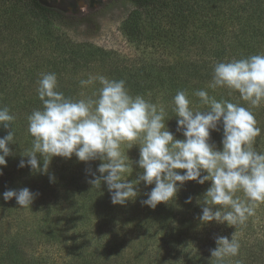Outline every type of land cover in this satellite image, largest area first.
<instances>
[{
	"label": "trees",
	"instance_id": "obj_1",
	"mask_svg": "<svg viewBox=\"0 0 264 264\" xmlns=\"http://www.w3.org/2000/svg\"><path fill=\"white\" fill-rule=\"evenodd\" d=\"M130 1L135 7L123 21L122 31L131 43H151L155 50H165L168 45L183 50L181 42L186 38L189 39L186 44L189 45L188 49H192L199 58L193 57L181 64L165 63L162 59L152 60L151 57L140 63L129 62L114 51L65 39L54 25V20L64 14L42 5L39 0H29L30 7L34 10L29 15L34 19H28L25 24L35 26L38 38L55 39L52 50L57 54L51 56L44 51L38 54L37 59L29 60L24 67L26 84L23 85V90L20 91L17 87L13 92L0 95V107H7L15 117L12 122L14 141L9 144L14 155L7 157L9 170H6V176H14L15 171L20 169L18 172L21 176L35 175L44 184L65 189V199H69L74 208L70 217L78 215V223L73 227L75 233H69L64 226L60 227L55 223L58 216L53 217L52 206L43 204L39 207L43 211L42 219H36L37 223L30 235L26 238L15 237L7 243L0 239L1 257L6 258V261L13 264H52L48 258L36 256L30 249V244H44L66 251L71 260L69 264H180L174 252L189 248L188 244L181 247V244H185L182 241L190 236H195L198 241V237H201L198 235H202L199 234L202 229L198 227L205 225L199 219L202 214L200 196H203L204 190H195L189 182L180 186L172 201L158 204V211H148L150 217L145 215L144 220L139 223L136 229L139 233L150 234L155 227L153 236L146 235L133 242L130 249H124L120 248L124 242L117 239L118 230L115 229L122 227L124 222L131 221V211L137 210L138 204L129 200L125 205H114L106 183L94 188L88 183L89 179L94 178L90 172L100 175L97 168L102 161L97 159L82 162L75 155L71 159L57 156L52 159L48 174H34L29 167H18L21 159L27 160L21 153L31 147L33 140L28 132L27 118L34 110L43 108L37 93L42 73H55L57 91L72 99L83 98L80 95L82 91L85 97L97 92L100 87L98 82L84 89L80 86V80L87 79L89 75L124 80L131 95H142L146 100L165 108L167 128L172 132L173 127L177 126L172 100L178 91H186L195 105H199V98L193 93L199 89L207 90L217 100L230 102L229 89L218 87L213 90L208 87L214 66L219 62L264 54V0H244L237 6L228 3L231 0H161L157 3L159 9L155 11L146 7L156 0ZM225 7L228 9L225 10ZM224 22L230 23L232 27L228 29L222 26ZM257 109L263 112L264 103ZM9 131L10 129L6 132L0 127V137L6 136ZM221 134L212 131L209 143L217 148L222 146ZM175 138L183 140L185 137L181 134ZM139 149V145H134L129 150L124 147L129 163L133 162V173L128 178L129 181L138 179L143 171L135 163L140 158ZM177 171L183 174L181 170ZM50 176L55 177V182L50 181ZM154 186L141 182L136 188L137 191L138 188L141 189V196H137L135 200L147 199V193ZM236 195L244 198L242 192H237ZM189 197L192 198L191 203L186 202ZM200 200L201 203H198ZM260 206L264 207V202ZM137 212L141 210L138 209ZM48 218H52L50 220L54 223L46 226ZM152 221H155L154 226L150 225ZM92 235L103 243V250L97 248L95 239L91 242ZM217 236L218 234L215 237ZM200 244L199 242L198 247H203ZM192 249L194 250L193 247ZM205 258V255H200L195 264H203ZM228 263V258H224L222 264ZM209 264L218 262L210 257Z\"/></svg>",
	"mask_w": 264,
	"mask_h": 264
},
{
	"label": "clouds",
	"instance_id": "obj_2",
	"mask_svg": "<svg viewBox=\"0 0 264 264\" xmlns=\"http://www.w3.org/2000/svg\"><path fill=\"white\" fill-rule=\"evenodd\" d=\"M99 83L93 96L80 99L66 98L57 91L55 73H42L37 93L42 110L28 116V132L33 137L31 147L22 152L18 167H29L36 174H48L54 157L102 163L88 183L94 187L106 183L114 205L134 201L137 186L144 182L155 185L143 205L155 208L172 201L180 186L188 181L211 186L203 194L202 214L206 224L212 221L229 226L242 224L254 214L258 203L264 202V149L254 147L261 129L252 112L264 103V54L243 59L219 62L214 66L208 87L227 88L240 94L249 107L228 100H217L207 90H196L199 105L193 104L186 91H178L172 100V111L177 118V132L185 137L176 139L168 130L163 106L146 100L142 95L129 93L124 80L109 79L104 75H89L80 80L82 89ZM15 117L7 107H0V127L10 129L0 137V176L12 155L9 144L14 141L12 122ZM222 150L209 143L212 131H221ZM140 146V158L135 163L143 170L138 179L129 181L133 173L132 161L125 154ZM128 153V152H127ZM38 156L40 159H38ZM42 159V165H41ZM177 170H185L183 174ZM207 173V174H203ZM55 182V177L50 176ZM243 193V199L236 195ZM5 201L15 198L20 208L32 205L36 193L25 187L7 190ZM187 203L192 202L189 197ZM216 247L210 249L211 260L218 264L226 257L239 253L234 233L215 238Z\"/></svg>",
	"mask_w": 264,
	"mask_h": 264
},
{
	"label": "rangeland",
	"instance_id": "obj_3",
	"mask_svg": "<svg viewBox=\"0 0 264 264\" xmlns=\"http://www.w3.org/2000/svg\"><path fill=\"white\" fill-rule=\"evenodd\" d=\"M161 0H156L150 3L147 9L155 11L158 10V4ZM244 0H231L228 3L237 6ZM29 4V0H0V95L5 92H13L18 87V90H23V85L26 84V77L24 75V67L29 60L37 59L38 54L46 51L49 55L53 56L56 53L53 52L55 39L50 38H38L36 35L35 26L25 24L30 19H34L29 13L33 14L32 7ZM135 7L130 0H112L106 1L102 6L92 11H85L80 13H72L62 15L54 20V25L65 39H70L74 42L89 43L102 47L107 50L114 51L120 58H123L129 62L144 61L148 57L152 60H160L165 63L181 64L187 62V60L198 59V55H194L192 49H188L189 45L186 38L182 40L183 50L180 48L168 45L165 50L157 49L152 46L151 43L144 42L143 44L131 43L126 35L122 31V23L128 16L129 12ZM228 8L225 7V10ZM228 29L232 25L228 22H224L222 25ZM193 28V25L189 26ZM31 28V29H28ZM35 36L37 38H35ZM150 45V46H149ZM177 64V66H178ZM181 71V70H180ZM178 71V73H180ZM17 91V90H16ZM230 102L241 106L249 107L248 103L240 98V94L236 91L230 92ZM252 112L257 121V126L261 129V135L256 138L254 147L257 150L264 149V111L261 112L257 108H253ZM7 132V129L4 128ZM222 133V131H219ZM172 133L174 137L181 135L177 132V126L173 127ZM222 137V134L220 135ZM223 146H218V149L222 150ZM12 155L14 152L12 150ZM6 170L9 167H3L4 174L0 176V239L7 243L15 237H27L31 234L32 228L37 223V218L42 219L43 211L39 209L43 204L52 206L53 217L58 216L54 221L57 225L64 226L66 231L71 234L75 233L73 230L74 225L78 223V215L70 217L74 208L69 203L65 189L52 185L44 184L41 178L35 175L21 176L17 169L14 176L7 177ZM182 173L185 170H181ZM20 176V177H19ZM25 179V182L23 183ZM192 187L197 189H203L204 193L211 186V181L201 185L196 181H188ZM29 188L36 196L31 206L27 208H20L15 198L10 201L3 199V193L7 190H19L22 188ZM138 197L141 196V189L138 188ZM203 196L200 199L203 201ZM199 199V198H198ZM142 200L132 201L138 204L137 210L131 211L133 217L130 222H124L122 227H118L115 230L117 232V239L124 242L120 248L130 249L133 242L141 240L144 236H153L151 233L143 234V232L137 231L139 223L148 214V211H158L156 206L154 209L143 205ZM262 203V202H261ZM258 203L254 208V214L248 216L246 221L240 226H229L227 223L221 224L215 221L206 223L204 226H199L202 229L198 235V241L195 236H190L183 245H189L188 250H176L175 257L179 259L180 264H195L199 260L200 255H205V261L203 264H209L210 262V249L215 248V236H227L231 239L232 235L236 234V239L239 243V253L234 257L228 258V264H264V207ZM48 206V207H49ZM37 209L39 213L37 214ZM36 213V214H35ZM42 214V215H41ZM52 218L44 219L46 226L53 224ZM155 221H152L151 226ZM136 225V227H135ZM246 226L247 228H245ZM135 227V230H134ZM44 229V228H43ZM90 229V227H89ZM91 230V229H90ZM92 235L91 242H96L97 248L103 250V243L96 240L97 236ZM199 242L203 247H198ZM205 245H204V244ZM207 245V246H206ZM194 248V250L192 249ZM30 249L36 254V256H43L49 259L52 264H69V256L62 248H54L48 245H33L30 244ZM183 249V248H182ZM198 249V250H197ZM122 251V250H121ZM193 252V253H192ZM0 251V264H13L9 260H5ZM194 258V260H192ZM209 260V262H208ZM26 264V262H23Z\"/></svg>",
	"mask_w": 264,
	"mask_h": 264
},
{
	"label": "flooded vegetation",
	"instance_id": "obj_4",
	"mask_svg": "<svg viewBox=\"0 0 264 264\" xmlns=\"http://www.w3.org/2000/svg\"><path fill=\"white\" fill-rule=\"evenodd\" d=\"M53 1L56 4L64 5V9H60L58 7H50L56 11L61 12L64 15L72 14V13H80L85 11H92L102 6L106 1L112 0H48ZM70 3H73L71 5ZM47 7V6H46Z\"/></svg>",
	"mask_w": 264,
	"mask_h": 264
},
{
	"label": "water",
	"instance_id": "obj_5",
	"mask_svg": "<svg viewBox=\"0 0 264 264\" xmlns=\"http://www.w3.org/2000/svg\"><path fill=\"white\" fill-rule=\"evenodd\" d=\"M39 2L44 5V6H47V7H58L60 9H64V5L62 4H56L55 2L53 1H48V0H39ZM71 5H73V3H70Z\"/></svg>",
	"mask_w": 264,
	"mask_h": 264
}]
</instances>
